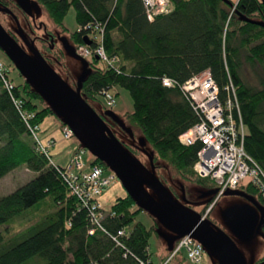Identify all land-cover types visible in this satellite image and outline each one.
I'll return each instance as SVG.
<instances>
[{
	"label": "trees",
	"instance_id": "16d2710c",
	"mask_svg": "<svg viewBox=\"0 0 264 264\" xmlns=\"http://www.w3.org/2000/svg\"><path fill=\"white\" fill-rule=\"evenodd\" d=\"M30 1L62 31L64 17L74 9L77 29L66 41L74 50H93L99 35L104 54L112 63L102 62L105 67H101L95 57L85 61L90 70L80 95L92 107L91 103L100 102L103 92L114 87L128 92L133 109L124 116L125 128H137L143 142L150 145L152 153L147 162L163 185L177 178L206 191L217 190L216 184L197 178L192 170L198 146L185 147L179 142V136L198 122L180 86L204 71L209 72L222 100L227 97L226 89H233L244 127L243 150L261 171L264 169V0H168L169 11L152 21L142 0ZM0 8L17 19L21 14L32 28L16 0H0ZM7 32L20 41L16 28ZM23 34L34 41L35 50L48 66L53 69L60 63L61 55L49 37L46 43L24 30ZM85 39L88 46L83 43ZM245 66L256 77V87L243 79ZM7 67L21 81L9 78ZM2 75L0 180L22 167L33 178L0 196V264H151L148 242L157 234L155 218L124 195L107 212L97 200L101 216L98 225L92 223L87 209L70 194L62 177L64 168L55 165L49 154L38 152L29 131V126L40 124L48 116H55L61 128L67 126L10 62ZM163 79L171 80L173 86L164 87ZM4 80L12 86L10 90L4 87ZM22 115L32 118L24 121ZM78 146L85 149L80 143ZM89 165L109 171L92 156ZM237 189L257 196L262 204L260 190L251 183ZM140 213L151 220L149 227L136 221ZM26 217V226L8 235L10 228L4 226ZM119 231L121 235H117ZM261 231L264 234V223ZM173 250L172 245L162 264L184 263L182 255L170 257ZM261 262L264 257L256 264Z\"/></svg>",
	"mask_w": 264,
	"mask_h": 264
},
{
	"label": "rangeland",
	"instance_id": "374dc122",
	"mask_svg": "<svg viewBox=\"0 0 264 264\" xmlns=\"http://www.w3.org/2000/svg\"><path fill=\"white\" fill-rule=\"evenodd\" d=\"M231 1L233 2L234 0ZM18 21L25 34L29 33L34 38H43L45 37V35H47L54 39L53 44L55 46V50L60 53L61 59L59 64L53 65V70L69 86L71 85L74 87L83 72L85 70H90L89 67H85V61L87 60H84L78 56H72L68 52H66L64 48H62L63 46L61 44V40L67 41L69 34L73 33L77 29L75 22V11L73 8L69 9L63 19L62 24L65 31H62L59 27L53 25L48 20L40 7H36L35 9H33L32 14L29 17V25H31L33 29L28 26L21 14L18 15ZM0 24L6 31L13 32L16 28L14 22L10 18L4 17L3 15H0ZM18 43L26 51L23 42L20 40ZM38 45L39 44L36 43V46ZM0 63L3 67L8 66L9 63L8 59L2 53H0ZM97 65L105 67L102 62H98ZM7 69L9 71V78L13 79V81L15 82L21 81V78L18 77L13 69H11L10 67H7L6 70ZM242 77L246 83H248L252 87H256V77L247 66L243 68ZM110 94L114 96L115 100V105L113 108L104 110L102 97L99 98L100 102L91 103L92 108L99 114H102L105 111L112 112L117 117V119L125 126L126 123L124 120V116L126 113H130L133 109L131 98L127 91L119 87L112 88L110 90ZM64 115L73 123L72 119L67 114L64 113ZM82 125L85 127L84 132L87 134V141L83 140L76 133L74 126L72 130H70L68 127L61 128V122L56 119L55 116H48L44 118L40 124L36 125L39 131L38 136L40 140H42L45 134H48L52 130L57 137L55 145L50 148L51 150L49 149L50 159L55 165L66 168L69 161V154L72 153L75 149L83 150L78 146V144H87L88 142L92 141L93 136L99 134L93 128H90L84 124ZM56 126L59 131L55 130ZM127 129L131 131L132 138H130L128 134H126L116 125L114 126V128H110L116 139L124 146L130 148V154L133 156L136 162L148 173L152 172L153 175H157V171L150 170L147 162L148 155L152 153L150 145L148 143H144V146H140V142L143 141V139L139 130L134 127H128ZM66 130L71 132L70 139H65L63 137V133L66 132ZM83 151L84 160L88 162L92 155L86 149H84ZM261 173L262 177L264 178V169ZM32 178L33 174L28 172L23 167L13 171L0 180V196H5L12 193L19 187L25 185ZM248 182V179L241 181L239 184V188L240 186L246 185ZM164 187L166 189L168 188L172 190L173 193H170L172 194L174 199H177L179 204L186 207L187 210L191 213L203 216L212 227H214L222 235L227 237L235 245L245 264H256L264 257V234L260 229L258 230L259 224L261 222V217L263 215V212L261 211L263 205L261 203L258 206L254 205V203L256 204L257 202L254 195L246 194L247 198L245 199L243 197L234 195V193L245 195V192L241 191L240 189L227 192L224 195L216 198L211 203V205L207 207V209L209 208L208 211L207 209H205L204 211V207H200L202 203L198 206L195 205V207H189L187 205V203L189 202H199L204 199L206 200V202L209 201L211 199L210 197L201 199L206 194V190L204 188L186 181L178 180L177 178L166 181L164 183ZM170 187H172V189ZM181 189L183 192L181 191ZM148 192L155 199H158L159 197L162 198V196L157 192H154L152 190H148ZM124 195L125 191L123 187L115 178V180L109 184V186L98 198V202L102 210L104 212H107L114 201L117 198L124 197ZM27 220L28 217L24 219L16 218L5 225L4 227L10 228L8 235H11L12 233L17 231H21L23 227L26 226ZM236 220L245 221L250 230H245V232L236 230L233 227V222ZM136 221L141 222L146 227H149L152 224L151 220L145 213H140L137 216ZM155 229L157 231V234L152 235L148 242L149 259L151 264H162L163 259L169 255L172 245L174 244L172 243L174 235L160 224L156 225ZM180 255L181 254H179V256ZM183 264L191 263L185 259ZM201 264H217V261L209 253L204 252L201 258Z\"/></svg>",
	"mask_w": 264,
	"mask_h": 264
},
{
	"label": "built area",
	"instance_id": "2783aa9c",
	"mask_svg": "<svg viewBox=\"0 0 264 264\" xmlns=\"http://www.w3.org/2000/svg\"><path fill=\"white\" fill-rule=\"evenodd\" d=\"M147 12V18L152 21L154 16L166 14L169 11L168 0H142ZM93 50L79 47L76 56L91 60L95 57L103 63L108 61L100 43ZM4 67L0 63V76L3 78ZM8 90L12 86L3 81ZM164 87L173 86V82L163 79ZM181 91L189 100L192 108L198 115V122L179 136V142L185 147L198 146L196 159L192 170L197 178L208 180L216 184L215 199L227 192L236 190L240 182L248 179L249 183L260 190L262 205L264 207V178L262 171L250 160L243 150L244 127L240 118L238 105L233 89H226L225 100L220 98L219 90L208 71L192 76L180 86ZM103 104L106 109L115 105L114 96L110 91L102 93ZM24 121L32 118L31 115H22ZM31 137L36 148L43 155L49 154V149L54 145L52 140L42 142L38 136L36 125L29 126ZM65 139H70L71 132L63 133ZM84 151L75 149L69 158L67 167L62 172V177L70 194L76 197L87 209L92 223L98 225L100 214L97 212L98 198L115 179L113 174L106 175L98 166L87 165L84 160ZM209 208L207 209V211ZM122 232H117L121 235ZM203 247L189 236L177 239L173 253L181 254L191 264H201Z\"/></svg>",
	"mask_w": 264,
	"mask_h": 264
},
{
	"label": "water",
	"instance_id": "95a60500",
	"mask_svg": "<svg viewBox=\"0 0 264 264\" xmlns=\"http://www.w3.org/2000/svg\"><path fill=\"white\" fill-rule=\"evenodd\" d=\"M16 2L29 17L32 10L36 8V5L30 0H16ZM0 13L8 15L12 19L19 39L26 48L25 51L0 24V51L25 82L35 89L36 93L70 130L73 129L74 123L64 113L76 116L82 124L99 133L92 137V141L87 144L84 143L83 146L92 157L108 167L123 187L126 195L135 202L139 209L154 217L158 224L174 235L172 243H175L180 237L189 236L198 242L204 251L217 261V264H245L235 245L212 227L203 216L195 215L179 204L152 172L148 173L136 162L130 152L116 139L98 113L82 99L80 95L81 84L88 71L85 70L77 80L75 89L71 88L44 62L34 48V41L26 39L16 16L2 8H0ZM83 43L85 46L90 44L86 39ZM61 44L66 52L76 56L74 48L66 41L61 40ZM85 67H87L86 62ZM104 116L110 117L122 131L132 138L131 131L125 128L112 112L107 111ZM140 144V146H144L143 141ZM142 172L148 178H145ZM148 190L157 192L162 198L155 199ZM234 195L247 198L240 193H234ZM215 196L216 190H210L202 198L210 197L212 199ZM254 205L256 204L254 203ZM261 211L264 215V208H261ZM263 223L262 216L258 230ZM233 227L240 232L250 230L245 221L236 220L233 222ZM259 264H264V262Z\"/></svg>",
	"mask_w": 264,
	"mask_h": 264
},
{
	"label": "flooded vegetation",
	"instance_id": "af4514ba",
	"mask_svg": "<svg viewBox=\"0 0 264 264\" xmlns=\"http://www.w3.org/2000/svg\"><path fill=\"white\" fill-rule=\"evenodd\" d=\"M47 37H49V42H54V39H52V37H50V36H47V35H45V37H43V38H39V37H36V39H38V40H42V41H44V42H46V41H48V40H46L45 41V39H47ZM47 43V42H46ZM70 87L71 88H73V89H75V86L73 87V86H71L70 85ZM105 112H107V111H105ZM105 112H103L102 114H99L98 113V115L100 116V118L105 122V124L109 127V128H114V126L116 125V126H118L117 124H115L114 123V121H112V119L110 118V117H108V116H104V113ZM246 195V194H245ZM246 197H247V195H246ZM205 198H207V197H205ZM201 199H203V198H201ZM255 199H256V205L258 206V205H260V201H259V199L257 198V196H255ZM177 200V199H176ZM205 200V199H204ZM204 200H202V201H199V202H189V203H187V205L189 206V207H195V205L196 206H198L199 204H201V206L200 207H205L206 206V200L204 201ZM186 208V207H185ZM264 208V207H263ZM187 209V208H186ZM263 216V221H264V215H262ZM262 227V226H261ZM261 227H260V230H261Z\"/></svg>",
	"mask_w": 264,
	"mask_h": 264
},
{
	"label": "bare ground",
	"instance_id": "6f19581e",
	"mask_svg": "<svg viewBox=\"0 0 264 264\" xmlns=\"http://www.w3.org/2000/svg\"><path fill=\"white\" fill-rule=\"evenodd\" d=\"M71 119H72V121H73V123H74V129L76 130V133L83 139V140H88V137H87V134L84 132V130H85V127L82 125V123L79 121V119L76 117V116H72V115H68ZM142 175L145 177V178H147L146 177V174H144L143 172H142Z\"/></svg>",
	"mask_w": 264,
	"mask_h": 264
},
{
	"label": "crops",
	"instance_id": "0c3cea01",
	"mask_svg": "<svg viewBox=\"0 0 264 264\" xmlns=\"http://www.w3.org/2000/svg\"><path fill=\"white\" fill-rule=\"evenodd\" d=\"M237 0H234L233 2H236ZM55 130H57V131H59V129L57 128V126H56V128H55ZM61 132V131H60ZM56 135H55V133H53V130L51 131V132H49L48 134H45L44 136H43V138H42V142H46V141H48L49 139H51L52 141H53V143H54V145H55V143H56ZM75 145V144H74ZM73 145V146H74ZM73 146H72V148H73ZM62 148V147H61ZM71 148V149H72ZM51 150V149H50ZM49 150V151H50ZM50 154V153H49ZM70 155H71V153L69 154V156H68V160H69V158H70ZM89 161H90V159H89ZM89 161L87 162L86 161V163H87V165H89ZM106 174H113L112 172H110V171H107L106 172ZM116 178V177H115ZM115 180V179H114ZM113 180V181H114ZM207 192V191H206ZM125 195H126V193H125Z\"/></svg>",
	"mask_w": 264,
	"mask_h": 264
}]
</instances>
